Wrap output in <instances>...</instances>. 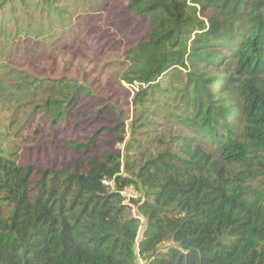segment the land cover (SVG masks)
Masks as SVG:
<instances>
[{
  "label": "trees",
  "instance_id": "16d2710c",
  "mask_svg": "<svg viewBox=\"0 0 264 264\" xmlns=\"http://www.w3.org/2000/svg\"><path fill=\"white\" fill-rule=\"evenodd\" d=\"M37 1L53 17L65 11L60 0ZM128 4L150 20L121 76L139 86L131 128L165 113L208 130L216 147L170 146L137 171L119 151L90 159L88 172L0 157V264H137L139 256L145 264H264V192L254 184L264 172V0ZM23 82L16 91L43 83ZM50 82L43 106L55 126L87 89L69 78ZM31 92L25 96L41 95ZM126 123L120 112L115 143L125 142ZM132 186L149 196L136 202L147 221L138 247L141 221L125 212L122 196Z\"/></svg>",
  "mask_w": 264,
  "mask_h": 264
},
{
  "label": "rangeland",
  "instance_id": "374dc122",
  "mask_svg": "<svg viewBox=\"0 0 264 264\" xmlns=\"http://www.w3.org/2000/svg\"><path fill=\"white\" fill-rule=\"evenodd\" d=\"M35 1H8L0 9V157L16 159L22 166L35 164L42 170H74L80 164L81 171L88 172L90 159L98 157L103 162L107 153L119 151L124 162L128 158L135 163L137 171L142 161L170 146L174 151L186 142L216 147L208 130L195 128L192 121L183 124L165 113L146 115L140 130L131 128L137 116L132 101L139 86L121 76L128 66L127 50L149 37L150 20L131 12L130 0H60L58 6L65 11L54 17L48 7ZM24 77L29 82L43 81L36 84L42 88L18 92ZM63 78L76 80L87 91L68 110L66 119L52 126V116L43 106L50 96L45 90L54 85L50 81ZM27 90L32 94L41 91V95L25 96ZM120 112L127 119L122 144L114 142L111 131ZM193 116L202 123L198 115ZM74 144L81 146L79 151L72 149ZM254 184L264 192V172ZM122 196L125 212L141 221L138 247L147 221L136 202L142 204L149 196L144 188L133 186L123 190ZM137 264H145L140 256Z\"/></svg>",
  "mask_w": 264,
  "mask_h": 264
},
{
  "label": "built area",
  "instance_id": "2783aa9c",
  "mask_svg": "<svg viewBox=\"0 0 264 264\" xmlns=\"http://www.w3.org/2000/svg\"><path fill=\"white\" fill-rule=\"evenodd\" d=\"M108 184V183H107Z\"/></svg>",
  "mask_w": 264,
  "mask_h": 264
}]
</instances>
